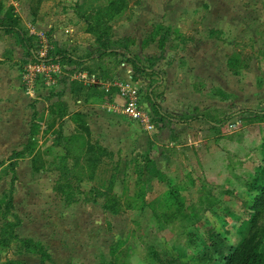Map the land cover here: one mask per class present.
I'll return each mask as SVG.
<instances>
[{
  "label": "rangeland",
  "instance_id": "obj_1",
  "mask_svg": "<svg viewBox=\"0 0 264 264\" xmlns=\"http://www.w3.org/2000/svg\"><path fill=\"white\" fill-rule=\"evenodd\" d=\"M110 1L41 0V7L65 39L78 36L90 47L83 53L93 54L97 45L84 36L81 16ZM125 1L111 24V46L127 47L151 75L164 78L133 81L141 92L151 88L157 102L179 84V101L161 107L173 119H160L143 104L154 122L147 133L112 100L101 110L119 117L117 128L108 124L107 136L93 137L78 128L85 123L81 113L73 124L37 113L32 154L10 160L28 144L29 117L22 110L7 116L12 133L22 137L0 142V264H40L38 255L25 252L22 242L29 240L49 255L45 264H166L164 255L203 264L209 232L235 242L242 220L250 218V186L264 171V0ZM68 46L59 49L83 54ZM160 53L163 59L150 66L148 58ZM167 68L174 73L166 85ZM71 70L62 68L55 84L68 83ZM35 89L34 95L55 91L43 83ZM20 121L23 127H15ZM124 124L133 129L124 131ZM257 211L263 238L264 207ZM261 252L264 257V242Z\"/></svg>",
  "mask_w": 264,
  "mask_h": 264
},
{
  "label": "trees",
  "instance_id": "obj_2",
  "mask_svg": "<svg viewBox=\"0 0 264 264\" xmlns=\"http://www.w3.org/2000/svg\"><path fill=\"white\" fill-rule=\"evenodd\" d=\"M38 3L39 1H37V4ZM126 7L127 3L125 0H113L107 3L106 6L100 7L89 14L82 16L85 23V32L94 38V42L97 45L95 53L86 56L87 60L84 61L83 58L75 57L58 48H54L55 51L50 53L52 61L58 63L62 67H73V70L70 72L78 76L70 81V91L75 100H87L96 97L101 98L106 101V103H111L112 98L117 93V88L111 86V83L115 80V72L122 63L130 65L134 75L149 74L146 71V68L141 64L142 62L140 58L132 55L127 47L124 46L118 48L111 46V24L122 12H124ZM34 11V8H32V12ZM7 18H9L10 21L9 24L16 21L12 15H8ZM18 30L22 34L21 45L25 50L26 58L29 59V62L33 61L34 52L37 49V38L24 30ZM166 41L167 34H164V36L160 38L158 45L161 51L164 50ZM151 59L152 58H149L150 66H153L154 62L158 59ZM82 74L86 75L87 82L81 79ZM133 78L134 80H137V78ZM91 80H94L99 84L89 82ZM106 83L109 84L108 87L104 86ZM150 103L152 113L156 117L158 116L160 119H163L164 117L161 115L159 105L153 98H151ZM49 114L55 116L56 119L60 121H63V119L67 117L75 122L79 118V114H73L70 116L66 110L65 104L61 101H58L49 107ZM36 118L37 112H34L30 123V136L25 150L14 152L11 155L10 160H18L19 158H24L25 154H32L35 148L33 135H35L38 127L36 125ZM78 128H82L86 132H89V129L85 125ZM31 161L32 170L36 172L39 169L36 162V156H33ZM15 162L16 161L12 162L10 165L12 170H14ZM16 179L17 177L13 173L11 180L12 188ZM250 191L255 193L253 200H251L252 203L249 205V210L251 211V214H249L250 218L242 220L241 225L237 229V241L231 242L225 234L224 236H220L213 231L209 232V243L201 254V258H199L200 262L203 264H264V257L261 252V245L264 242V236L263 238L259 237L257 232V209L264 207V171L250 186ZM11 201L12 194L9 196L8 207L12 206ZM254 211H256V214H253ZM22 244L25 252L36 254L41 258L40 264H45V260L49 259V255L42 251V248L36 242L29 240L23 241ZM169 257L170 256L164 255V261L166 264H179L176 260H168Z\"/></svg>",
  "mask_w": 264,
  "mask_h": 264
},
{
  "label": "crops",
  "instance_id": "obj_3",
  "mask_svg": "<svg viewBox=\"0 0 264 264\" xmlns=\"http://www.w3.org/2000/svg\"><path fill=\"white\" fill-rule=\"evenodd\" d=\"M37 1H39L38 3L39 5L37 4ZM42 5H43V2H41V0H33V1L31 0H0V129H1L0 131H3L0 133V142L1 143H11L13 141V138H12L13 135L16 137H20V138L22 137L21 135H18V133H15V134L12 133L13 130L11 129V127L13 123H11L10 125L6 123L7 116H9V118H12L11 116L12 112H14L13 118H17L15 116V113H17L18 111L22 110L26 112V118L28 119L29 117V119L25 123L26 125L25 136H26V139H29V136H28L30 132L29 122L31 123L32 114L34 112H37L38 114H41L44 112L46 114L47 112L49 114V109L47 110L46 108L51 107L58 101H61L65 104L66 110L70 116H72L73 114H80V113L81 115L82 114L84 115L82 116V119L85 120L84 125L89 129V132L92 133L93 137L96 136V134L98 133L105 134L107 136L108 124L113 125L112 128H110V130L114 131L117 128L115 127V125H116V121L119 120V117L113 116L112 114H108L104 112L103 110H101V107L106 104V101L102 100L101 98L94 97V98L87 99V100H82V99L75 100L70 91V81L73 80L75 77H78L76 75H73L74 73H70L72 75H70L68 83H67V79L65 80L64 78H62L63 79L62 82H58L54 84L53 86L55 88L54 92H50V93L42 92V94L40 93L39 95L37 94L34 95L36 91H34L33 93L28 92L22 86V81H20L21 72H22L23 66L29 62L28 61L29 59L26 58L25 50L23 49L21 45L22 34L18 29L24 30L28 32L30 35H34V36L36 33H38L39 31H42L43 29L47 31L48 35L53 36L54 43L59 42L58 43L59 48L62 47V45H65V43L68 41V45H69L68 47H71L73 45V46H78V48H83L81 49L82 53L83 51H86V50L90 51V47L85 45V42L82 39L80 40L78 36L75 38L74 37L72 38V35H69L70 37L69 40L65 39L66 35H63V31L61 30V28H57L55 24L48 22V19L51 16L50 12L45 13V10L42 9L41 7ZM32 8H34L35 10L34 12H32ZM91 11H89L86 14L82 13V16L89 14ZM8 15H12L13 18L16 19V21L11 22V24H9L10 21H9V18H7ZM83 22H84V19H83ZM69 32L71 31L69 30ZM112 32H113V29H112ZM83 34L84 36L92 38V42L94 41V38L90 34L85 32V28H84ZM66 47L67 46H65L64 48ZM68 53L71 54L72 53L71 50ZM80 53L81 52L79 51V54H71V55L75 57H79V58L81 57L83 58L84 61L87 60L86 56H88L89 54H86L87 52L83 54H80ZM164 56L165 54L163 55L162 53H160L158 58H152L151 60L158 59L157 61H160L163 59ZM139 58L141 62H143L142 61L143 59H141V57ZM156 62H154V64ZM170 66H173V63L170 64ZM65 67L68 70L70 69L73 70V67L64 66L63 68L65 69ZM126 67H131V66L126 64L125 67L120 68L119 66L117 68L115 72V79H124V80L127 79ZM167 69H170V70L166 71V76H165V78H167L166 85L168 84V78L174 73V71L172 70V73L169 74L170 73L169 71H171V68H167ZM146 71L149 73L148 75L146 74H137V75L135 74L134 75V72H133L132 81H134L133 77L135 78L140 77V79L145 83H150V81L152 80V78L150 77L152 76L155 79V81L162 82V80L164 79L160 75H157L158 78L155 77V75H151V74H154V72L150 70L149 68H146ZM140 75H145V76L143 77ZM82 80H84L85 82L88 81L86 78ZM160 82H158V84ZM93 84H99V83L95 81ZM134 84L137 86L136 82ZM104 86L108 87L109 84L106 83L104 84ZM173 87H175L176 93L175 94L174 92L171 93L168 90L166 93H164V96L162 98L163 103H160L159 101L157 102L156 96L152 94L153 91H151V88L147 90V93H146L145 91L141 92V89L137 86V88L140 90L141 97H143L142 95H144V98H142L141 100L142 107H144L143 104H145L146 109L149 106L150 111H152L150 100L151 98H153L155 102L159 105L162 117H164V119H168L172 121L173 118L164 114L162 112L161 107L164 108L172 98L179 101L180 93H181V91L179 92L180 86L178 84ZM114 97L112 98V100L116 101L118 105L122 103V100L121 98L117 96V93L114 95ZM145 99L147 101H145ZM182 117L183 116H181V118ZM63 120H67L68 122L72 123L71 119H68L67 117L64 118ZM21 121L15 123L14 126L23 127L20 125ZM134 124L139 126L136 122H134ZM7 128L11 131H7ZM121 129H123L124 131H127L129 129L132 130L133 127L128 126L127 124H124V127ZM104 138H106L107 141L109 140L108 137H105V136L102 137V139ZM145 138H147L145 133L141 134L139 138L140 142L141 141L144 142Z\"/></svg>",
  "mask_w": 264,
  "mask_h": 264
},
{
  "label": "built area",
  "instance_id": "obj_4",
  "mask_svg": "<svg viewBox=\"0 0 264 264\" xmlns=\"http://www.w3.org/2000/svg\"><path fill=\"white\" fill-rule=\"evenodd\" d=\"M37 38V49L34 52V60L23 66L21 72V81L23 88L33 93L37 86H54L55 78L62 72V66L52 61L50 53L54 50V45L47 32L39 31L35 34ZM122 63L120 68L125 67ZM127 79H115L111 86L117 88V96L121 98L122 103L119 104L121 114L127 119L136 122L146 132L154 130L152 115L143 109L141 104V93L137 86L132 81L133 70L131 67H126ZM87 79L83 74L81 79ZM94 83V80L90 81ZM110 108V105H108ZM238 122L231 123V129H235Z\"/></svg>",
  "mask_w": 264,
  "mask_h": 264
}]
</instances>
